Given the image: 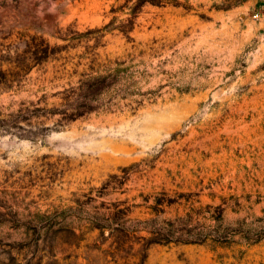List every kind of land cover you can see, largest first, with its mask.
Masks as SVG:
<instances>
[{
    "label": "rangeland",
    "instance_id": "obj_1",
    "mask_svg": "<svg viewBox=\"0 0 264 264\" xmlns=\"http://www.w3.org/2000/svg\"><path fill=\"white\" fill-rule=\"evenodd\" d=\"M0 264H264V0H0Z\"/></svg>",
    "mask_w": 264,
    "mask_h": 264
}]
</instances>
